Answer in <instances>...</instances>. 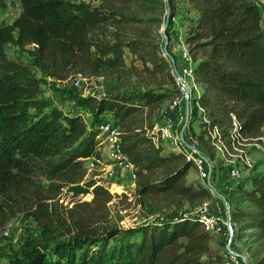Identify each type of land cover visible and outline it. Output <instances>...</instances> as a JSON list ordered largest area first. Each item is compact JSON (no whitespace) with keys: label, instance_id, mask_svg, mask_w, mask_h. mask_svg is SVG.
Listing matches in <instances>:
<instances>
[{"label":"trees","instance_id":"trees-1","mask_svg":"<svg viewBox=\"0 0 264 264\" xmlns=\"http://www.w3.org/2000/svg\"><path fill=\"white\" fill-rule=\"evenodd\" d=\"M18 1L19 14L0 25V217L20 205L31 209L37 219L38 212L48 219L43 202L51 197L44 194L46 190L67 187L82 194L91 189L92 201L103 192L109 194L85 179V159L102 156L99 130L86 123L79 108L97 121L105 113L115 119L118 150L134 165L139 194L209 198L207 188L184 183L193 162L183 152L163 153L145 124L143 109L177 91L169 61L159 43L146 35L123 39L121 27L130 18L114 7L134 1L147 4L146 11L154 13L167 3L170 24L176 14L172 0H98V5H92L93 0ZM188 2L198 14L189 20L185 40L189 51L201 50L203 55L194 68L203 91L193 98L191 116L197 114L198 102L203 108L200 116L209 120L202 122L201 143L210 141L205 133L210 125L229 133L233 117L239 122L237 130L259 135L264 131L263 8L258 0ZM7 43L32 44L34 63L59 79L78 66L91 68L94 74L119 71L128 49L149 73L168 79L171 88L69 95L74 105L65 111L43 96L41 79L29 65L6 55ZM246 184L242 180L230 190L236 200L230 215L239 233L251 232L247 248L252 264H264V168ZM209 240L210 232L199 218L186 214L125 228L81 226L50 248L27 252L23 260L10 264H210L201 258L209 254Z\"/></svg>","mask_w":264,"mask_h":264},{"label":"rangeland","instance_id":"rangeland-1","mask_svg":"<svg viewBox=\"0 0 264 264\" xmlns=\"http://www.w3.org/2000/svg\"><path fill=\"white\" fill-rule=\"evenodd\" d=\"M84 1L89 2L90 0ZM90 2L92 5L100 3L98 0ZM258 2L263 8L264 15V0H258ZM172 4L176 14L171 23H167L168 32L166 34V27L163 28L167 16L166 5L151 13L146 11L147 4L144 7L139 2L134 1L125 2L124 5L115 3L114 7L124 16L130 18L126 24L122 25L120 35L127 40L136 36L137 33H141L158 42L162 55L169 61L170 72L174 76L176 84H178L176 71L178 74H182L183 68L191 67L193 80L198 87L197 91L194 92L198 96L203 91V84L195 80L194 68L203 55L201 50L189 51L190 46L185 40L189 20L196 18L198 12L190 7L188 0H172ZM20 9L18 0H8L4 5L0 4V25L11 23L19 14ZM163 33L169 39L167 50L172 56L173 62L163 51ZM32 51V44L18 46L7 43L5 45V52L9 58L26 63L33 73L41 79L43 96L50 98L55 105L65 111L73 108L74 105L72 101L68 100L69 95L85 96L103 93L104 91L123 92L145 88H171L168 79L161 74L149 73L128 49L124 50V67L119 71L102 70L94 74L89 72L91 68L78 66L70 70L63 79L48 75L47 70L36 65ZM80 69H83L84 72L79 73ZM179 91L180 88L177 85V91H174L172 96L163 98L150 108H144L145 124L151 127L150 134L154 133L153 141L162 147L163 153L178 152V148L186 151L185 148L189 149L192 146L202 154L208 176L201 179L197 168L192 164L183 180L186 184L192 183L195 186L207 188L211 194L209 198L191 200L176 193L139 194L131 171L119 162L120 153L115 145V140L109 137L110 133L102 132L98 135L101 139L99 150L102 157L100 159L93 157L85 159L84 162L87 167L85 179H92L96 185H101L109 194L103 192L99 194L96 201H92L91 189L82 194H74L67 187H63L59 191L46 190L44 194L51 197L43 202L49 211L48 219L43 218L39 212V219H37L32 210L26 206L14 205L5 213L3 211L0 217V264L21 261L27 252L40 251L45 248L44 246L50 248L54 243L66 237L67 233L73 234L81 226L84 228L98 227L101 230L114 226L131 227L148 221L183 214L199 218L204 201H208L207 216L212 219L215 227L220 229H210V251L208 256L203 254L201 258L208 259L210 264H252L254 259L251 251L247 248L250 244L249 235L251 232L239 233L232 219L231 225L228 223V207L230 214L236 205V200L235 195H232L225 186L226 174L231 167L244 166L239 161L230 162L228 160L230 157L214 150L210 141L207 145L201 143L198 135L204 128L203 116H200L198 109L197 114L191 116V91L188 98V123L183 134L181 131L185 123V101L178 112L170 114L175 121V130L168 137L161 135L162 129L166 125L164 110ZM199 105L201 106L200 103ZM78 111L88 125L93 124L97 129L98 124L102 121L117 125L115 119L106 113L102 120L97 121L85 108H79ZM263 133L264 131L259 135ZM246 136L256 137L257 135ZM263 168L264 160L253 166L254 173ZM252 173L253 170H250L247 176L252 175ZM2 219H4L3 222ZM202 225L204 228L203 223ZM50 228L55 229V231H51ZM220 256L221 262H219Z\"/></svg>","mask_w":264,"mask_h":264},{"label":"built area","instance_id":"built-area-1","mask_svg":"<svg viewBox=\"0 0 264 264\" xmlns=\"http://www.w3.org/2000/svg\"><path fill=\"white\" fill-rule=\"evenodd\" d=\"M184 56L187 57L186 54ZM183 73L179 74L181 81H183L187 88L188 93L187 96L184 92L183 86L178 81V86L180 91L176 94L173 99L169 102L167 107L164 110V116L166 118V125L162 129L161 135L163 137L169 136L172 134L174 129L175 121L170 116L171 113H176L181 109L182 104L186 101V98L190 96L191 91V98L192 104L195 102L193 99L195 96V92L197 91V85L193 80L192 68L186 67L183 68ZM196 90V91H195ZM195 91V92H194ZM193 92V93H192ZM189 100V99H188ZM196 107L198 111L201 113L203 112V108L196 102ZM203 122L209 123L208 118L203 116ZM239 122L233 117L232 123L230 126V132L225 134L222 130V127L217 125H210L206 129V136L210 140L212 147L214 150L220 152L222 155L230 157L228 160L230 162L239 161L244 167H231L230 170L226 174L227 182L226 188L232 189L236 186L243 178L246 180L248 186V179L251 175H248V172L251 170L254 171L253 166L258 163L259 159L264 160V133L257 135L256 137H249L237 130ZM99 134L110 133L109 137L115 140V145L117 146L118 141V127L116 125L108 124L106 121H102L98 124ZM101 140V139H100ZM177 146V145H175ZM190 147V146H189ZM178 148V146H177ZM186 151L180 150L178 148V152H183L186 156V159L191 160L195 167L198 170L199 177L201 179H205L208 176V171L206 169L205 160L202 157V154L199 151H196L194 147H190L189 149L185 148ZM119 151V150H118ZM120 153V152H119ZM232 156V157H231ZM120 164H124L132 173V177L135 179V172H134V165L127 161L125 155L120 153ZM244 172V173H242ZM233 184V185H232ZM208 206V201H204L201 206V213L199 215V220L204 224V228L207 231L210 229L219 230V227H215L212 219L207 216L206 209ZM203 227V225H202Z\"/></svg>","mask_w":264,"mask_h":264},{"label":"water","instance_id":"water-1","mask_svg":"<svg viewBox=\"0 0 264 264\" xmlns=\"http://www.w3.org/2000/svg\"><path fill=\"white\" fill-rule=\"evenodd\" d=\"M165 1L167 2V0H165ZM166 7H167V16H166V19H165V23H164V27L163 28H165L166 25H167V23H168L169 8H168V4L167 3H166ZM163 35H164L163 51H164L165 55H167V57H169L171 59V61L173 62V58L170 55V53L168 52V50H167V46H168L169 39H168V37L166 36L165 33H163ZM176 75L178 77L179 83L183 86L184 92H185V94L187 96L188 88H187L186 84L183 81H181V79H180L179 74H178L177 71H176ZM185 105H186V107H185V123H184V125L182 127L181 134H183V131H184V129H185L187 123H188V121H187V119H188V111H189V100H188V97L186 98ZM228 223H229V225H231V217H230V214H229V207H228Z\"/></svg>","mask_w":264,"mask_h":264},{"label":"crops","instance_id":"crops-1","mask_svg":"<svg viewBox=\"0 0 264 264\" xmlns=\"http://www.w3.org/2000/svg\"><path fill=\"white\" fill-rule=\"evenodd\" d=\"M185 103H186V101H185ZM261 161H262V159H259V160H258V163L260 164ZM262 170H263V169H262ZM262 170H261V171H262ZM261 171H256L255 173H259V172H261ZM242 173H244V172H242ZM252 174H254V171H253ZM247 232H249V231H247Z\"/></svg>","mask_w":264,"mask_h":264}]
</instances>
